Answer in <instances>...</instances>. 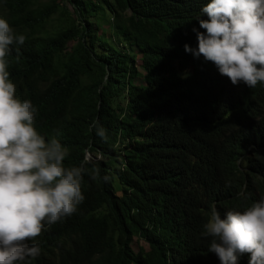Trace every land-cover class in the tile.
<instances>
[{
    "label": "trees",
    "instance_id": "16d2710c",
    "mask_svg": "<svg viewBox=\"0 0 264 264\" xmlns=\"http://www.w3.org/2000/svg\"><path fill=\"white\" fill-rule=\"evenodd\" d=\"M64 1L0 0L26 36L7 57L17 97L69 149L65 165L85 168L83 202L29 241L31 264H221L202 226L212 207L223 218L264 196V84L233 85L185 51L210 0Z\"/></svg>",
    "mask_w": 264,
    "mask_h": 264
},
{
    "label": "clouds",
    "instance_id": "9594fccd",
    "mask_svg": "<svg viewBox=\"0 0 264 264\" xmlns=\"http://www.w3.org/2000/svg\"><path fill=\"white\" fill-rule=\"evenodd\" d=\"M200 12L208 16L197 17L206 32L193 28L198 47L185 44V51L214 63L233 85L264 84V0H210ZM25 41L0 16V264H31L41 248L29 241L36 240L45 223L53 225L74 214L85 198L83 164L65 165L69 149L55 137L46 140L36 127L37 107L16 95L7 57L13 45ZM89 128L107 141L98 119ZM90 175L101 178L99 169ZM111 179L102 177L104 182ZM202 228V236L211 238L208 251L221 264H238L244 254L249 255L248 264H264V196L242 210L226 211L223 218L212 207Z\"/></svg>",
    "mask_w": 264,
    "mask_h": 264
},
{
    "label": "rangeland",
    "instance_id": "374dc122",
    "mask_svg": "<svg viewBox=\"0 0 264 264\" xmlns=\"http://www.w3.org/2000/svg\"><path fill=\"white\" fill-rule=\"evenodd\" d=\"M42 1H45V0H42ZM58 3H59V5H65L66 4V2L64 1V0H56ZM59 13H60V9H57V10H55L52 14H51V18H57L58 16H59ZM102 30L104 31V33H105V35L106 36H109L110 35V33H109V30L107 29V28H105L104 26H103V28H102ZM112 39V38H111ZM72 45H73V42H70L69 44H68V47H72ZM138 246H141V247H143L144 249H147V246H146V244L141 240V239H137V238H133V242H132V249L134 250V251H136L137 250V248H138Z\"/></svg>",
    "mask_w": 264,
    "mask_h": 264
}]
</instances>
